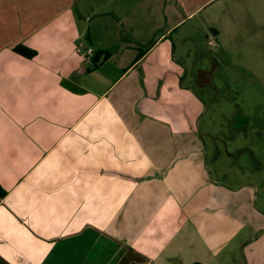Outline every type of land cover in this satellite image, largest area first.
<instances>
[{
	"label": "crops",
	"instance_id": "crops-1",
	"mask_svg": "<svg viewBox=\"0 0 264 264\" xmlns=\"http://www.w3.org/2000/svg\"><path fill=\"white\" fill-rule=\"evenodd\" d=\"M206 2L0 0V264H264V141L203 137L177 51Z\"/></svg>",
	"mask_w": 264,
	"mask_h": 264
},
{
	"label": "rangeland",
	"instance_id": "rangeland-1",
	"mask_svg": "<svg viewBox=\"0 0 264 264\" xmlns=\"http://www.w3.org/2000/svg\"><path fill=\"white\" fill-rule=\"evenodd\" d=\"M204 2L206 4L196 12L194 20L187 24L194 23L196 28L189 31L192 38L177 43L179 54L191 50L192 56L186 60L189 64L197 62L205 69L211 68V90L201 92L197 88L200 96L211 105L201 121L200 131L207 140L227 141L230 151L236 146L263 142L264 29L256 30L255 23L257 20L264 22V0H195L196 8ZM233 18L239 24L236 32L233 31ZM214 30L222 33L221 37H217ZM208 36L215 37L218 47L207 46ZM216 56L219 58L217 66L212 59ZM199 57L205 58L200 61ZM223 159L234 166L231 158L224 156ZM243 159L241 164L247 160L250 167L249 155L244 154ZM237 169H232L230 175L235 176Z\"/></svg>",
	"mask_w": 264,
	"mask_h": 264
},
{
	"label": "trees",
	"instance_id": "trees-1",
	"mask_svg": "<svg viewBox=\"0 0 264 264\" xmlns=\"http://www.w3.org/2000/svg\"><path fill=\"white\" fill-rule=\"evenodd\" d=\"M13 51L15 53H17L18 55L23 56V57H25L27 59H32L37 54L35 50L26 48V47H24L22 45H18L16 47H14ZM98 56H99V54H95L94 58H93V62L95 64V66L97 65ZM4 194H5V192L2 191V189L0 188V196H4Z\"/></svg>",
	"mask_w": 264,
	"mask_h": 264
},
{
	"label": "built area",
	"instance_id": "built-area-1",
	"mask_svg": "<svg viewBox=\"0 0 264 264\" xmlns=\"http://www.w3.org/2000/svg\"><path fill=\"white\" fill-rule=\"evenodd\" d=\"M207 46L210 48L218 47V43L214 36L207 37ZM80 55L84 58L85 61L92 62L94 58V50L91 47H87L79 50Z\"/></svg>",
	"mask_w": 264,
	"mask_h": 264
}]
</instances>
